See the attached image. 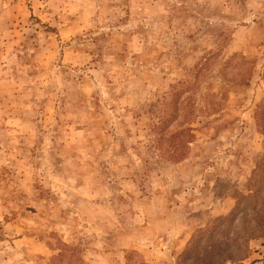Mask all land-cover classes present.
Here are the masks:
<instances>
[{
  "label": "rangeland",
  "instance_id": "1",
  "mask_svg": "<svg viewBox=\"0 0 264 264\" xmlns=\"http://www.w3.org/2000/svg\"><path fill=\"white\" fill-rule=\"evenodd\" d=\"M263 157L264 0H0V264L264 262Z\"/></svg>",
  "mask_w": 264,
  "mask_h": 264
},
{
  "label": "trees",
  "instance_id": "2",
  "mask_svg": "<svg viewBox=\"0 0 264 264\" xmlns=\"http://www.w3.org/2000/svg\"><path fill=\"white\" fill-rule=\"evenodd\" d=\"M167 114H168V112H166ZM162 114H164L165 115V112H163ZM167 118V117H166ZM168 119V118H167ZM166 119V120H167ZM165 118H164V123H165ZM160 124H162V120L160 121ZM157 128H158V130H159V133H160V131H161V126L160 127H158L157 126ZM187 137H191V135L189 134V135H187ZM160 140L161 139H163V136H161V134H160V138H159ZM171 139H174L173 137L171 138ZM184 144V140H183V138H180V139H178L177 140V148H178V150H176L178 153H180V151H179V148H181L182 147V145ZM176 157H179V156H176ZM264 162V157H263V159L261 160V163H263ZM264 177V168H262L261 169V172L259 173V178L260 179H262ZM259 179V180H260ZM258 185V187H257V189H255V191H254V194L252 195V197H250V199L251 200H253V199H257L258 197H259V194H260V191H261V187L259 186L260 185V182L257 184ZM249 200V199H248ZM262 225L261 224H259L258 226H257V232L259 233L258 235H260L261 236V234H262V230H261V227Z\"/></svg>",
  "mask_w": 264,
  "mask_h": 264
},
{
  "label": "crops",
  "instance_id": "3",
  "mask_svg": "<svg viewBox=\"0 0 264 264\" xmlns=\"http://www.w3.org/2000/svg\"><path fill=\"white\" fill-rule=\"evenodd\" d=\"M261 246V245H260ZM262 247V246H261ZM96 254V253H95ZM95 257L97 258V259H102L101 258V254L99 253L98 255H95ZM92 264H98L97 263V261L96 262H92ZM100 264V263H99ZM101 264H103V263H101ZM259 264H264V262H261V263H259Z\"/></svg>",
  "mask_w": 264,
  "mask_h": 264
}]
</instances>
